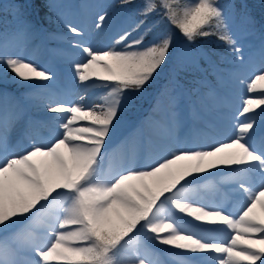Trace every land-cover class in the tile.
<instances>
[{
  "label": "snow or ice",
  "instance_id": "6c2138e0",
  "mask_svg": "<svg viewBox=\"0 0 264 264\" xmlns=\"http://www.w3.org/2000/svg\"><path fill=\"white\" fill-rule=\"evenodd\" d=\"M233 8L219 0H143L140 18L107 47L87 42L83 25L65 21L81 38L71 46L84 54V62L70 61L84 86L74 101L40 95L55 74L16 51L29 25L21 21L12 37L0 34V79L10 72L34 85L30 98L39 96L53 114L49 136L38 143L29 125V143L21 146L10 139L19 110L6 102L0 110V264H161L157 244L176 250L172 264H264V67L247 83L254 95L223 140H177L175 113H168L153 125L161 138L147 155L133 147L117 158L106 147L124 110L174 55L173 28L186 45L215 36L244 64L229 25ZM152 14L170 27L154 31L146 23ZM106 19L98 14L95 27ZM259 52L264 58V40ZM199 55L217 71L208 53ZM89 87L105 89L99 103L86 102ZM214 170L227 172L228 193L198 182ZM204 189L213 196H202Z\"/></svg>",
  "mask_w": 264,
  "mask_h": 264
},
{
  "label": "rangeland",
  "instance_id": "374dc122",
  "mask_svg": "<svg viewBox=\"0 0 264 264\" xmlns=\"http://www.w3.org/2000/svg\"><path fill=\"white\" fill-rule=\"evenodd\" d=\"M25 1L27 3L25 7L27 8L33 3L32 0ZM47 2L54 22L61 24L59 33H47L42 26H37L34 21L28 20L26 9L22 8L20 0H0V10L6 11L8 9L6 14L0 15V34L7 32L9 37H12L20 30L21 21L29 25L28 34L17 37L21 46L16 51L25 59H30L55 74L54 81L48 88L41 89L40 95L55 92L60 94V98L63 100L74 101L78 96L84 94V86L75 78L70 61L84 62V54L81 49L71 46V41L81 38L68 33L65 21L83 25L86 28L84 39L87 42L107 47L111 45L117 32L135 24L136 13L133 11L132 14L121 15L119 12L122 7L117 4V0H47ZM220 3L234 6L231 11L229 25L243 49L244 57V64L240 65L233 59V54L227 51L228 66L225 67V71L229 78L227 81H221L226 93H214V96H210L211 101L209 100L208 104H202L204 109L199 110L196 99L192 94L180 91L177 84H174L173 89H171L170 86H164L162 83L160 109L163 112L162 116L158 117L157 122L153 120L144 122V132L142 133L140 129H125L127 124L120 119L116 131L106 146L117 158L130 152L133 147L140 155H147L149 150L154 148L161 138L159 130L155 129L153 125L164 122L168 113H175L174 135L177 140L184 141L199 136L203 143H208L223 140L228 135L233 123L232 118L236 117L239 111L242 110L243 100L250 95H254L247 92V83L251 77L264 67V58L261 57L259 52L261 42L264 40V31L259 29L258 25L249 16L250 14L243 12L238 7L237 0H221ZM105 12L107 13V19L102 29H97L94 22L98 14ZM53 36H55V39H53ZM54 50H61L63 54ZM172 52L174 53L171 58L173 68L181 73V76H186L188 72L197 70L200 72L201 59L207 61L202 55H199L200 51L184 46H180V49ZM185 56H190L191 59H185ZM2 72L3 66L0 65V73ZM175 74L177 73L175 72ZM12 75L9 72L6 81L0 79V110L3 109L6 102L9 109L16 108L20 112V119L15 123L10 139L13 143H20L21 146L27 145L29 143V125H31V135L39 143L42 138L50 134L53 114L47 112L45 103L41 102L39 96L30 98L29 94L35 91L34 85L18 79L13 80ZM240 80H243V83H240ZM13 82L30 84L28 88L23 89L21 92L26 94L28 99H21L18 92L3 88H7L10 83L14 86ZM96 83L100 84L98 81ZM104 91L105 89L102 87H89L86 102L99 103L98 97ZM153 94H155V90ZM140 95L139 101L144 100V96ZM149 100L150 98L147 101ZM202 103H205L204 99H202ZM124 111L130 114L134 113L128 108ZM259 113L260 110L257 109L258 123L260 120ZM252 115V113H249L240 119L247 120ZM226 175L225 170H214L212 176H206L198 182L201 184L211 182L212 185L221 182L225 187L221 191L226 194L229 192V185L224 182ZM201 195L210 198L213 196V190L204 189ZM155 251L161 264H172L170 253L176 250L164 246L160 249L157 247Z\"/></svg>",
  "mask_w": 264,
  "mask_h": 264
},
{
  "label": "trees",
  "instance_id": "16d2710c",
  "mask_svg": "<svg viewBox=\"0 0 264 264\" xmlns=\"http://www.w3.org/2000/svg\"><path fill=\"white\" fill-rule=\"evenodd\" d=\"M32 1H33V3H32L33 6H32V9L30 10V12L33 13V16L37 17V19L40 22L44 23V26H46L47 28L54 29V30L59 29L60 26L58 23L54 22L52 15L50 13L49 4L47 3V1H45V0H32ZM247 1L250 3V5L253 8V10L255 11V13H256V11L259 10V7H258L259 3L264 4V0H247ZM132 2H133V0H131V3ZM20 4H21L23 9H27L25 7V5L27 4L25 0H20ZM117 4L118 5L120 4L121 7H124V5H122V3H121V0H117ZM257 16H261V14L257 13ZM139 18L140 17H138V19ZM152 19H157L159 21L158 15L152 14L147 18L146 22L150 23V21ZM163 26H167L168 28L170 27L168 25V22L165 20L162 23L161 22L157 23V25H155V26L153 25V30L157 31V32H161L160 29ZM172 32H173V49H172V51H175L177 40L180 39L181 35L179 34L178 30H176L174 28L172 29ZM176 36H178L179 38H176ZM211 37H213L214 40H217L218 42H220V40H218L215 36H211ZM197 42L202 44L203 46H206V44H204L205 38L198 39L196 41V43ZM209 42H210L209 43L210 45L213 44L212 41H209ZM172 68H173V61L170 58L166 62V64L160 70H158V73L154 75L153 80L145 87L144 91L142 93H140L144 96L143 97L144 100L139 101L140 105H142L143 101H147L148 98L152 97L153 91L156 90V88L158 87V84L160 83V79H164V80L167 79L166 74L168 73V71L172 70ZM16 84L18 87H21V85H22L19 82H17ZM140 94L137 96V97H139V99L141 98Z\"/></svg>",
  "mask_w": 264,
  "mask_h": 264
}]
</instances>
